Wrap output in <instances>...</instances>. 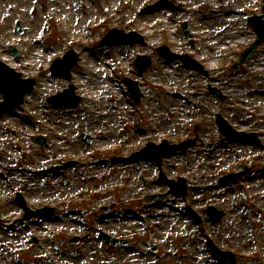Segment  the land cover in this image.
Here are the masks:
<instances>
[{"label": "rangeland", "instance_id": "1", "mask_svg": "<svg viewBox=\"0 0 264 264\" xmlns=\"http://www.w3.org/2000/svg\"><path fill=\"white\" fill-rule=\"evenodd\" d=\"M263 7L264 0H0V61L24 79L36 80L23 106L0 117L1 215L9 205L3 198L8 194L11 199L12 190L25 187L27 197L38 189L47 196L44 203L61 207L65 217L82 221L75 209L99 212L97 220L89 216L78 226L72 222L66 227L75 234L92 237L98 230L118 234L144 254L125 255L122 250L108 254L88 249L91 244L87 243L75 248V255L64 257L63 264L110 260L116 264H220L204 242L205 231L218 247L236 255L237 264H264V43L249 61L234 67L257 38L248 20L263 15ZM185 23L189 24L187 35ZM113 28L140 34L145 44H102ZM163 46L193 57L207 73L160 55L158 48ZM13 50L19 51V57ZM70 50L79 55L71 79L53 76V62ZM138 56L151 58V66L142 73L135 66ZM126 78L138 82L139 103L131 99ZM69 85L81 97L78 107L48 102ZM209 86L219 88L227 99L214 97ZM216 113L237 130L259 133L261 147L231 143L206 153L197 142L187 155L168 158L167 177L187 179L190 195L186 199L167 196L159 204L148 203L147 195L167 190L158 184L155 166L113 160L131 155L149 141L158 143L156 129L170 143L189 135L197 140V132L204 142L217 144L221 135ZM88 134L91 144L80 138ZM37 136L44 137L46 145L34 142ZM15 157L17 161L11 162ZM70 160L78 161L76 168L48 174L42 181L28 172L25 179L18 172ZM241 161L251 172L217 189V179L227 171L240 170ZM19 177L26 183L17 182ZM58 196L64 197V203ZM195 200L199 204H193ZM102 205L114 209L103 215ZM209 205L225 211L221 222L197 225L186 212L194 206L202 213ZM5 217L12 220L15 215ZM63 223L52 220L43 225L57 230L64 228ZM7 227L0 226V264H14L13 254L22 259L42 254L35 246L20 248L27 238L8 236ZM70 235L74 234L65 232L60 240L65 247ZM151 244L159 249L156 255L150 252Z\"/></svg>", "mask_w": 264, "mask_h": 264}, {"label": "water", "instance_id": "2", "mask_svg": "<svg viewBox=\"0 0 264 264\" xmlns=\"http://www.w3.org/2000/svg\"><path fill=\"white\" fill-rule=\"evenodd\" d=\"M253 23L255 28L257 29V32L260 35V39L254 43L249 49L246 50V52L242 56V61H247L250 57V55L255 51L256 47L264 41V20H262L260 17H254ZM17 29L22 33V29L20 28L19 24L17 25ZM185 29H187V26H185ZM116 42H127V43H136V42H143L142 38L135 33H131L129 35H126L121 30H112L103 40V43H116ZM163 53H167L173 57L179 58L183 60L186 64L194 67V68H201L194 60H191L188 56H176L174 54H171L166 49H161ZM78 55L74 51H70L67 53L65 58L63 60H57L53 67V73L55 75L64 77V78H70V71L74 67V65L77 63ZM151 61L149 58H138L137 59V68L142 72L144 71L149 65ZM128 84L131 87V92L133 97L136 99V101L139 100L140 94L136 87V83L132 82L130 80H127ZM35 81L34 80H22L21 76L14 71L7 68L4 64L0 63V90L4 94V101L0 103V115L3 113L4 110H13L17 107H19L24 100V97L26 94L31 92L33 90V85ZM80 98L75 96L74 94V88L73 86L70 87L69 90H67L64 94L59 95L51 99L50 101L53 104L56 105H67V106H77L79 103ZM219 126L222 131L229 132L227 128L229 126L227 123L219 117L218 120ZM193 143H185L180 146H176L177 149H182L185 151L189 146H192ZM163 153V148H157L156 146L150 145L147 149H144L140 155H148L152 158H155V156H159ZM162 156V155H161ZM177 192L180 191V185L176 188ZM222 217V214L220 213L219 218Z\"/></svg>", "mask_w": 264, "mask_h": 264}, {"label": "flooded vegetation", "instance_id": "3", "mask_svg": "<svg viewBox=\"0 0 264 264\" xmlns=\"http://www.w3.org/2000/svg\"><path fill=\"white\" fill-rule=\"evenodd\" d=\"M155 167H156V171L159 174L160 170L156 163H155ZM19 193L15 195V200L13 203L16 213L14 217V221L22 223L23 225L25 224L26 227L18 231V233L31 235L32 237L35 238L34 239L35 243L40 247H42L43 249L46 248V244L49 241L53 240L52 243H50L52 246L51 254L45 251L44 256H40L36 258L29 257L28 259H24V264H63V259L65 257L64 254L66 253H65V248L63 247V244H61L60 240L64 238V233H63L64 228L67 225H71L70 222L68 223H63V222L65 219L72 220V218L65 217L63 210H61V207L54 206L52 204L48 205L47 202L44 203L47 196L41 190L33 189L30 191L27 197L24 196L25 194L23 195L22 193L21 194ZM58 200L61 201V203H63L62 196H58ZM47 206H49L48 208H50V210L48 211V215L50 216H41L44 215L42 214L44 213L43 209L47 208ZM27 211L28 213L29 212L31 213L30 215H34V216L32 217H30V215L25 216V213ZM58 214H60V217H58ZM52 220L54 221L59 220L61 223H63L61 224V226H63L64 228H59L57 230H54L51 228L47 229L46 227H44L43 224H46ZM42 228L46 233L50 232V234L48 235V237H45L43 241H40V239H42V236H45L44 235L45 232L42 231ZM53 234H57V235L53 236ZM37 237L40 239L38 240ZM69 239L70 237L67 238V243L69 246H72L71 244H69ZM55 243L57 244V247ZM68 257L70 258L71 256Z\"/></svg>", "mask_w": 264, "mask_h": 264}, {"label": "bare ground", "instance_id": "4", "mask_svg": "<svg viewBox=\"0 0 264 264\" xmlns=\"http://www.w3.org/2000/svg\"><path fill=\"white\" fill-rule=\"evenodd\" d=\"M216 78L218 77V76H215Z\"/></svg>", "mask_w": 264, "mask_h": 264}]
</instances>
